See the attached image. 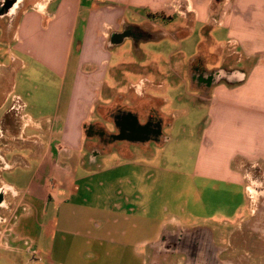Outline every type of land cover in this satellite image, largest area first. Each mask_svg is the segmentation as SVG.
I'll return each mask as SVG.
<instances>
[{"label": "crops", "instance_id": "crops-1", "mask_svg": "<svg viewBox=\"0 0 264 264\" xmlns=\"http://www.w3.org/2000/svg\"><path fill=\"white\" fill-rule=\"evenodd\" d=\"M11 1H0V11L10 9L0 13V187L9 190L6 206L0 210V249L27 253L35 264H42L43 259L46 264H189L187 253L170 239L180 232H199L216 250L217 264H235V258H220L226 249L216 246L209 224L186 228L171 220L157 225L154 217L136 212L129 200L110 206L99 201L104 196L80 190L76 184L60 186L53 172L60 169L65 178L81 167L87 172L79 179L88 178L96 174L89 166L111 151L110 146L94 155L91 143L83 137L87 125L98 122H88L91 111L104 106L99 93L110 59L108 34L128 23L127 14L154 15L170 3L182 6L187 0ZM17 4L22 8L16 14ZM191 5L199 8L193 22L208 24L203 0H191ZM224 6L216 20L227 30V40L220 43L222 51L216 54L220 66L204 69L242 70L244 79L233 84L222 80L207 93L199 91L208 103L203 135L208 141L200 145L194 173L206 181L243 187L246 177L239 162L258 166L264 179V0H226ZM142 19L149 21L153 31L159 29L155 20L145 15ZM226 61L229 66L223 67ZM148 85L147 80H140L130 86L142 87L146 96ZM224 126L229 140L220 151L211 140L215 134L221 138ZM55 151L58 157L62 152L75 154L72 167L54 166ZM14 166L32 172L19 191L1 177ZM34 215L35 238L32 232L18 230L22 219ZM223 224L229 226L225 220ZM20 237L23 249L17 247Z\"/></svg>", "mask_w": 264, "mask_h": 264}, {"label": "rangeland", "instance_id": "rangeland-1", "mask_svg": "<svg viewBox=\"0 0 264 264\" xmlns=\"http://www.w3.org/2000/svg\"><path fill=\"white\" fill-rule=\"evenodd\" d=\"M224 2L226 0H203L205 9H208V24L193 22L198 12L196 9L199 8L191 5V0H187L182 6H176V2L170 3L164 12L154 15L143 11L138 16L127 14L125 19L129 24L142 26L145 23L142 17L145 15L150 21L155 20L159 29H155L154 33L163 31L168 35L159 40L141 43L138 51L134 49L131 40L109 49L110 59L105 85L99 93L100 103L104 106L111 103L136 105L137 94L130 85L147 80L151 85L146 86V94L163 101L157 109L170 122V126H166L162 133L168 141L160 145L153 142L145 146L130 143L111 145V151L106 157H98L97 162L89 166L96 174L88 178L79 179L87 172L81 167L76 174L65 178L60 169L53 172L60 186L70 188L72 184H76L80 190L88 189L92 195L104 196L99 201H107L110 206L121 203L124 205L129 200L136 212L154 217L157 225L171 220L181 222L186 228L209 224L214 230L216 246L226 249L221 253V259L235 258V264H264V242L249 225L256 213L261 194L264 195L261 192H264V179L259 167L239 162L246 177L243 187L206 181L197 178L194 173L195 161L207 128L208 103L201 97L199 90L191 87L187 65L202 50L204 58L209 60L205 63V68L220 66L217 55L222 51L220 43L227 40V30L219 27L216 20L226 9ZM186 15L187 18H179ZM5 46L2 45L4 50L7 48ZM2 51L0 45V53ZM212 55L216 57L213 58ZM6 58L10 61L8 56ZM224 66H229V61L223 62ZM91 114L89 123L96 120L105 124L102 111L93 110ZM107 126L111 128L110 124ZM223 129L221 138L215 134L211 140L220 147V151L229 140L227 126ZM84 135V141L90 143L85 132ZM206 141L208 139L204 142ZM117 149L123 150L125 154ZM215 152L219 150L215 148ZM55 153L54 166L58 165L61 169L72 167L76 161L75 154L67 155L62 152L59 158L57 151ZM84 153L88 159L90 154L86 148ZM30 173L32 172L25 171L20 166H14L1 177L5 184L19 191L28 182ZM73 177L76 183H73ZM99 201L93 200L95 204ZM46 204L47 200L43 198V205ZM241 217L245 220L239 222ZM224 220L229 226H224ZM36 223L35 215L26 221L22 219L18 230L32 232L35 238ZM229 233H232L230 240ZM23 240L20 237L17 247L23 245ZM44 260L42 264H46ZM0 264L35 263L27 253H11L2 247Z\"/></svg>", "mask_w": 264, "mask_h": 264}, {"label": "flooded vegetation", "instance_id": "flooded-vegetation-1", "mask_svg": "<svg viewBox=\"0 0 264 264\" xmlns=\"http://www.w3.org/2000/svg\"><path fill=\"white\" fill-rule=\"evenodd\" d=\"M0 1L2 2V0ZM17 1L18 0H12L11 2L15 4ZM21 8L22 6L17 4L13 11L17 14ZM3 12L4 14H6V12L9 13L10 9ZM3 12L0 11V13ZM13 16H15V14H13ZM147 21L142 26L124 23L119 30L109 33L106 40L107 48L110 49L115 47L114 45L117 43L121 45L131 40L134 49L138 51V46L141 43L166 37L161 31L154 33L151 24ZM202 52V50L198 52L195 58L189 61L187 72L190 82L194 83L196 89L202 93H207L209 88L208 78L215 75L217 70L209 71L204 69L205 63L209 60L204 58ZM135 91L137 94L136 105L122 106L121 104L111 103L104 107L102 106L99 108V111H102V119L105 121L106 125L99 121L87 125L85 129L86 139H90L94 154L100 153L111 145L114 146L118 143H132L145 146L150 142L158 145L164 142L165 139L162 133L163 129L166 127V118L159 112L156 103L158 101L163 103V101L154 99L148 95L145 96L142 87L136 88ZM135 119L138 120V123ZM107 124H110L111 128H109ZM119 139L123 140L117 141ZM261 192L264 194L263 191ZM8 193V189L0 187V210L4 209L6 206L4 204V197L8 195ZM1 221L2 219L0 217V223ZM249 223L252 231L259 234L260 239L264 242V195L262 196V194L260 202L257 203L256 213ZM31 261H33V259H31Z\"/></svg>", "mask_w": 264, "mask_h": 264}, {"label": "water", "instance_id": "water-1", "mask_svg": "<svg viewBox=\"0 0 264 264\" xmlns=\"http://www.w3.org/2000/svg\"><path fill=\"white\" fill-rule=\"evenodd\" d=\"M117 43L115 45H119ZM114 45V46H115ZM244 79V74L240 71H226L219 69L215 75L208 78V87L224 80L229 84L240 82ZM136 120V119H135ZM138 123V120H136ZM119 139L117 141H122ZM171 242L176 245L178 250H182L187 253L189 264H217L215 261L216 250L212 249L209 245V239L203 233L199 232H180L174 238H171Z\"/></svg>", "mask_w": 264, "mask_h": 264}, {"label": "trees", "instance_id": "trees-1", "mask_svg": "<svg viewBox=\"0 0 264 264\" xmlns=\"http://www.w3.org/2000/svg\"><path fill=\"white\" fill-rule=\"evenodd\" d=\"M201 51V50H200ZM199 51V52H200ZM199 55V54H198ZM195 58V56L193 57V58H191V60H193ZM214 58V57H213ZM130 69H132V67H130ZM191 87L192 88H194V89H196V87L194 86V83H192L191 82ZM157 103V107L158 106H160L161 104H162V102H160V101H158V102H156ZM165 124H166V126H170V122L169 121H167V119H165Z\"/></svg>", "mask_w": 264, "mask_h": 264}]
</instances>
